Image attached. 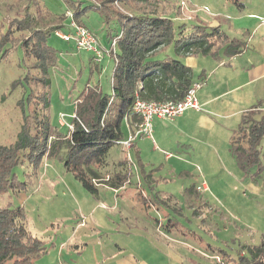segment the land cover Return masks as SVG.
<instances>
[{"label": "crops", "instance_id": "0c3cea01", "mask_svg": "<svg viewBox=\"0 0 264 264\" xmlns=\"http://www.w3.org/2000/svg\"><path fill=\"white\" fill-rule=\"evenodd\" d=\"M183 1L186 11L195 9L199 14L196 22L177 15L175 20L170 16L175 27H189L191 23L218 27L229 39L239 41V53L227 56L225 46L214 56L176 53L173 46L155 52L153 60L170 57L188 67L191 84L203 81V87L196 94L201 110H187L172 121L155 119L153 139L138 136L129 151H122L115 145L118 158L111 166L106 161L99 172H111V176L128 169L130 185L126 183L118 190L100 185L96 196H92L64 169V147L60 150L61 157L43 161L29 192L18 193L14 203L23 206L28 214V228L41 233L49 248L47 254L33 264H182L177 250L156 232L154 221L146 212L139 213L135 197L138 195L142 199L143 192L147 200L159 199L158 196L172 200L173 211L166 209L162 214L176 220V199L186 201L182 204L184 212L194 209L190 201L195 196L186 192L189 187L197 188L199 200L205 201L211 199L219 185L227 184L234 190L235 180H244L229 148L242 115L264 100V0H240L241 8L228 0ZM177 8L182 16L183 13L188 15L185 11L182 13L178 4ZM47 9L60 15L68 11L64 3H57L56 10L48 6ZM69 21L66 18L62 32H72ZM82 25L94 33L99 47L105 50H109L112 43H109L106 30L119 31L116 23L107 29L96 10L82 18ZM67 43L68 51L60 52L65 57L69 55L66 63L72 61L74 64L81 56V60L86 61L85 68H89L92 54L77 50L72 41ZM75 52L82 53L77 57ZM115 52L116 48L113 55L105 54L99 64V74L94 72L95 84L106 94L111 92ZM176 83L177 79L162 82L161 76H155L149 95L153 100H169L167 98L174 96ZM75 100L71 113L65 110L54 115L52 121L49 119L52 138L64 139L70 134L67 125L72 123ZM60 115H65L63 120ZM136 124L130 127L124 119L122 140L127 139ZM261 147L264 149V140ZM123 159L126 165L118 166ZM179 179L188 182L187 187L177 186L180 196L175 188L169 192L158 189L160 183ZM202 180L206 181L205 189L200 188ZM198 215L201 214L198 212ZM201 260V264H212Z\"/></svg>", "mask_w": 264, "mask_h": 264}, {"label": "trees", "instance_id": "16d2710c", "mask_svg": "<svg viewBox=\"0 0 264 264\" xmlns=\"http://www.w3.org/2000/svg\"><path fill=\"white\" fill-rule=\"evenodd\" d=\"M40 1L16 0V4L24 2L35 11L34 15L25 11L23 17L14 18V23L17 26L15 31L21 35L19 43L24 57L36 73L30 74L29 80L37 87L36 96L32 95V98L36 100L39 114L33 112L35 115L31 120L25 119L13 144L0 146V197L26 193L38 176L43 161L55 159L62 147L66 149L64 169L86 192L96 196L100 185L116 190L122 188L130 177L128 169L111 176H103L99 170L106 166L110 149L122 140L121 125L124 119L130 127L140 121L139 116L131 111L136 95L143 100L160 102L149 95L150 83L155 76H161L162 82L177 79V87L172 92L174 96L167 98L174 101L183 99L191 86L188 67L170 57L153 60L155 52L173 46L176 53L214 56L220 47L225 46L227 56L239 53V41L229 39L218 27H175L170 9L161 6L163 0H91L89 4L88 0H62L78 25L83 26L82 18L96 10L107 29L116 23L119 31L106 30L109 43L117 39L111 92L103 93L97 84L91 83L94 72L99 74L100 63L96 64L90 59L86 86L75 100L76 118L71 123L73 130L64 139H50L47 114L50 99L47 93L51 83L47 73L56 67L58 51L48 45V39L55 31L63 29L66 12L54 17L51 22L40 23L42 17H38L41 13L50 14L42 9ZM228 1L242 7L240 0ZM175 12L178 17L181 16L178 8ZM11 26L12 23L6 35L0 33V51L13 33ZM7 53L5 50L3 56ZM259 107L262 109H257ZM263 140L264 100L258 101L252 111L242 115L230 139V153L246 177H255L261 170ZM22 163L30 167V173L25 175L23 182L13 174L14 167ZM125 165L124 159L118 162V166ZM254 169L257 170L253 174L251 171ZM107 176L108 180H105ZM186 192L195 196L192 203H198L197 188L191 186ZM194 213L198 214L197 208ZM27 223L23 206L8 202L0 208V264H33L47 254L48 246L32 234ZM219 254L217 256L222 264H264V236L257 245L242 246L236 257L223 252Z\"/></svg>", "mask_w": 264, "mask_h": 264}, {"label": "rangeland", "instance_id": "374dc122", "mask_svg": "<svg viewBox=\"0 0 264 264\" xmlns=\"http://www.w3.org/2000/svg\"><path fill=\"white\" fill-rule=\"evenodd\" d=\"M163 1L161 6L168 7L171 11L170 16L176 20L175 11L179 1ZM90 2L91 0H88L87 3ZM57 3L63 5L61 0L40 1L42 9L50 12V14L41 13L39 15L38 18L42 17L41 21L39 20L40 23L51 22L54 17L60 15L47 9L48 6L50 9L56 10ZM25 11L33 13V15L35 12L24 2L16 4V0H0V33L6 35L10 31V23H12L13 30L9 41L4 43L5 45L3 44L4 46L1 47L3 50L0 51V146L13 144L25 119L31 120L34 113L39 114L36 100L32 98V95L36 96L37 87H34L29 80L30 74L36 75V73L34 74L35 70L30 68V62L25 59L19 43L21 35L15 31L17 26L14 23V18L23 17ZM187 14L190 22H196V15L199 13L195 12V9L188 8ZM181 17L186 18L182 15ZM90 22L95 24V21L90 20ZM68 44L54 35L48 39V45L58 51L55 57L56 67L49 69L47 73V78L51 83L47 93L50 99L47 114L51 121L58 112L67 110L71 113L73 111L74 100L85 88L88 78V68H85L84 65L86 61L81 60V56L79 57V53L82 52H75L79 58L74 64L72 61L66 63L69 55L68 57L60 55L61 51L63 54L68 51ZM5 50L8 53L4 57ZM96 75H92V84H95ZM115 147L117 146H113L106 159L109 166L118 158ZM62 155L63 153L59 152V156ZM136 163L138 165L137 161ZM260 165L261 170L255 177L244 176V180H235L234 190L227 184H223L219 185L211 199L199 200L194 204L190 201V204H193L194 209L197 208L201 215L195 214V210L190 208L184 212L182 204H185L186 201L176 199V220L171 216L164 217L162 211L167 212L166 209H171L172 200L161 196H158V201H156V197H154L155 200H147L143 192L140 194L142 199L138 195L135 197V206L137 205L140 214L144 215L146 212L149 218L154 221L153 224H156L157 227L156 232L165 239L166 244L177 250L178 255L182 258V264H201V259L212 264H222L221 259L217 256L220 255L219 252L236 257L242 246L257 245L260 243L261 237L264 236V154H262ZM256 170H252L251 173L254 174ZM27 173H30V167L26 163L13 169V174L21 182L26 179ZM100 173L103 176L111 174V172L108 174L109 172L104 171ZM186 181L179 179L175 182L172 181L173 183H160L158 189L169 192L171 188H175L176 194L180 196L181 192L178 187H187L188 182ZM200 183L205 184L206 181L202 180ZM229 185L231 184L229 183ZM28 192L29 190L26 193ZM18 195L15 193L14 197L12 194L1 196L0 208L8 202L16 203ZM167 204L170 206L167 207ZM197 204L199 205L197 206ZM25 213L27 214L26 211ZM27 226L30 227L29 222ZM31 227L33 226L31 225ZM29 230L44 241L43 235L36 233V229ZM174 259L176 260V258ZM175 264L177 263L175 262Z\"/></svg>", "mask_w": 264, "mask_h": 264}, {"label": "built area", "instance_id": "2783aa9c", "mask_svg": "<svg viewBox=\"0 0 264 264\" xmlns=\"http://www.w3.org/2000/svg\"><path fill=\"white\" fill-rule=\"evenodd\" d=\"M178 5L182 13L186 11V3L183 0H177ZM66 17L70 19L68 27L72 30L71 33H65L60 30L54 32L55 36L63 41H72L74 47L79 51H86L92 54V59L96 64L101 63L105 54H114L115 43L117 39H114L111 43V48L109 50L101 49L98 45L97 38L95 35L87 28L78 25L72 17L70 11H66ZM186 19L188 15H184ZM189 19V18H188ZM203 87V81H197L191 84L185 93L183 99L179 101L165 100L160 102H155L151 100H143L138 95H136L133 102L131 111L133 114L138 115L140 121L135 125V130L131 132L127 139L116 142V145L120 146L122 151H129L132 147L133 141L138 137H146L153 139V121L155 119L172 121L175 118L181 116L187 110L200 111L201 105L197 100V92ZM65 115H60V119L63 120ZM71 118H76L75 113L71 115ZM67 128L69 133L72 132V124H68ZM50 139H53L50 136ZM127 160L129 158L127 157ZM108 180V176L105 178ZM129 179L125 182L129 183ZM201 189L204 188V183L201 184ZM199 188V189H200ZM82 226L84 223L81 224Z\"/></svg>", "mask_w": 264, "mask_h": 264}]
</instances>
